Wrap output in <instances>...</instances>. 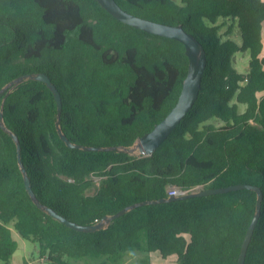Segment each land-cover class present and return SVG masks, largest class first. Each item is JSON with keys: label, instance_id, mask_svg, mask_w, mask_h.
I'll return each instance as SVG.
<instances>
[{"label": "trees", "instance_id": "16d2710c", "mask_svg": "<svg viewBox=\"0 0 264 264\" xmlns=\"http://www.w3.org/2000/svg\"><path fill=\"white\" fill-rule=\"evenodd\" d=\"M116 1L141 18L182 24L204 45L199 98L152 156L138 157L69 148L44 82L6 90L0 111L19 137L22 162L44 205L94 225L149 204L94 233L68 227L33 202L17 144L0 124V259L12 264L19 249L13 225L39 244L49 264H122L134 251L175 256L176 264H238L256 214L255 191L159 201L170 190L187 194L243 183L264 194V0ZM247 51L249 69L240 73L234 58ZM188 71L183 43L123 23L97 0H0V91L24 75L47 74L61 92V127L73 143L132 147L174 109ZM240 105L246 106L242 113ZM138 264L152 261L141 257ZM245 264H264V198Z\"/></svg>", "mask_w": 264, "mask_h": 264}, {"label": "water", "instance_id": "95a60500", "mask_svg": "<svg viewBox=\"0 0 264 264\" xmlns=\"http://www.w3.org/2000/svg\"><path fill=\"white\" fill-rule=\"evenodd\" d=\"M97 1L102 5L103 8H105L111 15H113L119 21L128 24L132 27H135L136 29L143 30L147 33L177 40L185 45L186 54L189 58L188 75L184 81L183 90L180 95L178 103L176 104L174 109L166 116V118L162 120L160 123L156 124L151 132L140 137L132 147L118 148L116 146H113L109 148H102V147H94V146H84L73 143L64 133L61 127V115L63 111L62 95L59 89L57 88V86L53 83V81L47 74L45 73H39L36 75L28 74L12 81L0 91V98L6 90L9 89V93H11L19 85L23 84L28 80L42 81L48 86V88L53 92L55 96L58 105L57 129L61 139L67 144L69 148L80 149L85 151H104V150L119 149L121 152H127L131 155L138 157L152 156L155 153V151L168 139V137L173 133V131L180 125L182 120L188 115V113L190 112V110L193 108L196 101L198 100L202 89L203 76L207 67V51L204 45L193 34L185 30L182 24L170 25V24H164L149 19L141 18L139 16H136L134 14L125 11L118 4L116 0H97ZM0 124L3 130L10 133L11 137L14 139V141L17 144L18 160L24 175L25 186L33 202L37 205L38 208L47 212L50 216L60 221L61 223L67 225L68 227L79 232L94 233L106 229L111 224L112 221L120 218L129 211L139 206L149 204V202H143L132 205L115 215L105 216L102 221L94 225H81L75 221H71L61 216L55 210L44 205L41 201H39L35 191L33 190L29 174L22 162L21 142L19 140V137L7 127L4 121L3 109L0 111ZM245 189L253 190L258 195L256 214L246 233L238 261V264H245L248 254V249L251 244L258 220L262 212V202H263L264 194L259 186L243 183V184L232 185L224 188L201 189L195 192L181 194L179 196H170L169 198L162 199L159 202H172V201L184 200L188 198L204 197V196H211L216 194H225L232 191H239Z\"/></svg>", "mask_w": 264, "mask_h": 264}, {"label": "rangeland", "instance_id": "374dc122", "mask_svg": "<svg viewBox=\"0 0 264 264\" xmlns=\"http://www.w3.org/2000/svg\"><path fill=\"white\" fill-rule=\"evenodd\" d=\"M178 3H181L182 0H175ZM226 29H223L225 32ZM237 36V35H235ZM249 61H250V53L240 52L234 58V67L240 73H246L249 69ZM246 110L245 105H240V112H244ZM210 123H217L215 120L210 121ZM179 196V195H178ZM13 230L14 238L19 243V249L12 257V264H24L28 262V264H49L47 260L42 259L40 256V247L38 243L32 242L30 240L23 239L18 232L15 230L14 226L11 225ZM141 257H150L152 264H176L178 259L173 256L168 259H164L162 255L158 252H154L151 254L141 253L140 251H134L128 253L123 258L122 264H138ZM105 260L103 259H85L77 262H73L72 264H103ZM0 264H4L0 259Z\"/></svg>", "mask_w": 264, "mask_h": 264}, {"label": "built area", "instance_id": "2783aa9c", "mask_svg": "<svg viewBox=\"0 0 264 264\" xmlns=\"http://www.w3.org/2000/svg\"><path fill=\"white\" fill-rule=\"evenodd\" d=\"M181 193H184V192H179L178 190H170V195L171 196H178Z\"/></svg>", "mask_w": 264, "mask_h": 264}, {"label": "crops", "instance_id": "0c3cea01", "mask_svg": "<svg viewBox=\"0 0 264 264\" xmlns=\"http://www.w3.org/2000/svg\"><path fill=\"white\" fill-rule=\"evenodd\" d=\"M263 35H264V30H263ZM236 39H237L239 42H241V37H240V35H237ZM263 56H264V50H263Z\"/></svg>", "mask_w": 264, "mask_h": 264}]
</instances>
